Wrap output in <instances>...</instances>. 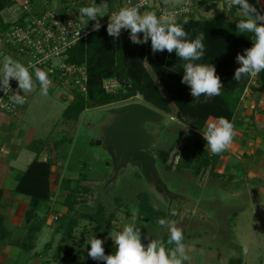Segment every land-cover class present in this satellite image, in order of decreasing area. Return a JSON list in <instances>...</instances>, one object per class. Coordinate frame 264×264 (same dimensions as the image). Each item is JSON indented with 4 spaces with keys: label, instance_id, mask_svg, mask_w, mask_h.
Here are the masks:
<instances>
[{
    "label": "rangeland",
    "instance_id": "374dc122",
    "mask_svg": "<svg viewBox=\"0 0 264 264\" xmlns=\"http://www.w3.org/2000/svg\"><path fill=\"white\" fill-rule=\"evenodd\" d=\"M13 1L15 4L1 12L5 22H15L22 18L25 8L29 13L34 11L36 13L40 12L43 6L49 7L62 3L61 0ZM66 1L74 3V1L83 0ZM33 2L37 3L35 8L32 5ZM96 3L99 5L101 0H96ZM110 6L116 7L112 4ZM211 6H213L212 2L199 3L196 6L197 17L200 15L197 13L198 9ZM135 47L139 49L138 46ZM61 61L56 58L52 60V63L57 65ZM145 67L150 71L146 64ZM36 82L34 81L35 87L30 95L23 119L33 123V126L37 128V137L43 139L41 142L55 144L56 158L52 162L62 163V173L55 171L51 186L54 196L48 204L46 222L39 225L40 229L35 234L30 252L26 256L22 255L20 258L18 256V264H72V258L77 255L75 251L87 249V244L93 235L94 222L81 219L74 229L75 241H79L82 237L83 243L80 248L70 239L61 242L62 231L55 232L58 223L54 219L65 215L67 211L62 205L65 196L60 189L62 177L78 179L83 176L86 178V181L81 182L80 185L87 191L80 195V198H84L86 206L90 208L103 190L104 195H101L97 203L100 204L105 215H114L111 224L113 229L108 237L102 240L104 243L107 239L114 242V234L119 229L123 230L126 224H135L138 195L141 193L147 196L152 205L155 203L159 209H164L167 215L169 205L145 185L135 169L130 167L122 169L115 181L107 185L106 181L113 174L112 167L108 165L109 158L106 153L96 144L98 134L95 124L91 123V126H88L89 122L100 118L99 115L103 119L106 118L108 115L105 111L109 108L132 102L144 103L142 98L136 96L123 103L89 109L84 111L77 121H65L62 111L74 95L69 90L70 88L68 89L65 84H60L61 87L54 89L48 85L47 94H44L40 82ZM117 89L118 87L114 88L113 92ZM63 93L67 94L66 102L62 101L64 100L62 95H60L61 99L58 98L59 94ZM169 116L171 115H165L166 122L158 129L160 132L163 131L161 137L167 138L169 142L153 150L167 149L171 144L176 143L167 162V165L172 164L171 169L169 171L161 169L162 179L170 191L181 194L192 202L190 209L187 205L182 206V211L176 221L172 218L175 226L180 228L184 235L183 243L189 259L183 264H264V194H259V196L252 192L253 190L255 193L264 191V187L252 188L253 185L252 187L250 184L246 186L245 182L228 180L227 174L222 172L217 177L208 175L204 180L205 176L202 178L194 176L190 168L185 165H182L180 172H177L178 153L182 146L190 141L187 136L189 129L177 120L170 122ZM149 129L152 130L153 127ZM60 139L62 142H58ZM181 163L183 164L184 161ZM213 171L217 172L215 168ZM72 183L77 182L73 180ZM77 207L80 209L79 205L75 208ZM169 208L170 213L174 214L178 210L176 205H171ZM33 220L35 221V218ZM19 221L18 219L15 221L13 229H8L9 235L6 239L9 243L18 242L20 244L21 242L20 250L23 251L26 249L25 244L30 242L29 232L35 224L32 222L29 226L26 225L25 218ZM142 225L146 226L144 222ZM167 233H169L167 227L162 228L160 232L155 228H148L147 243L154 239L161 240ZM47 244L49 247H46ZM58 247L61 248L58 249ZM19 254H21L20 251ZM80 258L81 262H85L84 264H91V262L97 264L96 260L88 254L86 258L81 255Z\"/></svg>",
    "mask_w": 264,
    "mask_h": 264
},
{
    "label": "trees",
    "instance_id": "16d2710c",
    "mask_svg": "<svg viewBox=\"0 0 264 264\" xmlns=\"http://www.w3.org/2000/svg\"><path fill=\"white\" fill-rule=\"evenodd\" d=\"M13 4H15L13 0H0V41L11 26L22 21L20 18L15 22L3 20L1 12ZM238 22L227 21L222 15L210 19L190 18L177 21L187 33V39L194 40L203 34L205 53L201 60L194 63L214 65L216 75L220 77L223 85L219 95L201 94L199 97H192L190 86L181 83L183 65L186 61L178 57L175 51L169 53L165 50L153 53L150 40L144 44H133L129 39L128 30L114 38L107 34V24L103 25L98 31L92 32L86 39L79 41L67 54V63L85 67L87 82L84 93L72 91L74 95L63 110V119L77 121L86 110L123 103L140 96L144 104L164 115H174L175 120L189 129L187 136L190 141L183 145L178 153L179 162L176 165V171L180 172L182 165H185L190 168L194 176L200 178L206 172L213 177L219 176L213 170L224 152L209 153L205 140L199 134L200 131L209 118L218 120L224 117L232 124L236 123L246 90L264 93V70L255 76V84L250 83L251 74H245L239 80L234 79L235 70L240 67L236 61L237 54L243 55L244 50L250 48L254 41L252 33L239 32ZM145 64L150 71L146 69ZM112 79L117 81L118 89L107 93L103 87V81ZM58 83L62 84V82ZM61 95L64 99L62 101H67V94ZM58 142H62L61 139ZM44 143L46 142L41 143V147ZM175 145L176 143L171 144L167 149L159 148L155 151L163 171L171 169L172 164L167 165V162ZM52 165L49 159L39 161L38 157H35L25 171L14 174L16 181L14 193L28 198V206L24 214L25 224L28 226L32 222L35 224L29 232L30 242L25 244L26 249L20 250L19 258L30 252L36 232L46 222L48 204L54 196L50 185ZM85 181L86 178L83 176L76 179V184H73V180L69 178L61 180L60 189L65 192L62 205L67 211L65 215L54 219L58 223L55 232L62 231L61 242L70 239L78 248L83 243L82 237L79 241H75L73 231L79 220L88 219L94 222L92 237L95 236L101 240L107 238L113 229L111 224L114 215H105L100 204L97 203L98 200L91 208L82 204L85 199L80 198V195L87 189L80 183ZM2 194L3 191L0 189V199ZM79 204H82L83 209L75 208ZM137 208L135 226L141 230V243L147 245L148 228H155L160 232L162 228L157 221L161 218L168 219V216L164 209H154L143 193L138 195ZM143 222L146 226L142 225ZM119 231L122 230L119 229ZM8 235L9 231L0 215V245L4 244ZM168 237L169 233L165 234L161 240L165 247L170 249L174 247V244H168ZM16 244L20 248L21 242ZM46 247H49V244ZM102 247L105 255L113 254L116 250L111 239H107ZM88 248L90 245L87 244ZM87 249L74 250L77 255L72 258L71 263L84 264L85 262H81L80 255L86 258ZM95 262L105 264V261L100 259H96Z\"/></svg>",
    "mask_w": 264,
    "mask_h": 264
},
{
    "label": "clouds",
    "instance_id": "9594fccd",
    "mask_svg": "<svg viewBox=\"0 0 264 264\" xmlns=\"http://www.w3.org/2000/svg\"><path fill=\"white\" fill-rule=\"evenodd\" d=\"M264 3V0H255V4ZM233 6L239 5L238 15L242 17L237 23L240 33H252L254 41L252 46L244 50V54H237L236 61L240 67L235 70L234 79L239 80L245 74L253 76L264 70V9H259L248 0H231ZM138 4H131L130 0L117 11L109 13L107 0H101L97 5L92 0L90 6L79 9L82 18L86 17L84 25L93 21L92 31L101 27L100 19L108 16L106 32L111 37H119L121 29L128 30L132 43L144 44L150 40L153 53L167 51L176 55L183 61V76L181 83L190 86V95L199 97L201 94L219 95L222 88L221 79L216 75L215 66L209 63H194L201 60L205 53L203 34L194 40L187 39L184 28L176 22L174 14L157 16L155 12L145 11L141 14ZM0 77V90L9 88V80L17 81L18 89L30 91L33 88L32 75L24 65L6 59L2 66ZM35 75L40 81L41 90L47 94L50 83L44 71L36 69ZM17 104H23L24 97L13 92L11 97ZM234 135L233 124L224 117L216 122L208 123L202 136L208 149L213 154L221 153L232 142ZM154 209L158 205L153 204ZM161 228L167 227L169 231L168 244L173 248H166L160 239L151 240L147 245L141 243V230L135 224L129 223L122 231L114 234L115 252L105 255L102 241L93 236L89 241L88 256L93 260L100 259L105 264H183L189 259L183 243L184 235L174 221L161 218L157 221ZM112 238V237H111Z\"/></svg>",
    "mask_w": 264,
    "mask_h": 264
},
{
    "label": "crops",
    "instance_id": "0c3cea01",
    "mask_svg": "<svg viewBox=\"0 0 264 264\" xmlns=\"http://www.w3.org/2000/svg\"><path fill=\"white\" fill-rule=\"evenodd\" d=\"M248 2L254 4L258 10L264 9V3L256 5L255 0H248ZM169 3L173 5L176 2L170 0ZM212 4L211 7L198 9L197 13H200L198 17L195 11L192 18L210 19L222 15L230 22L242 19L237 12L239 5L234 6L230 13H225L222 3L212 2ZM32 5H35V8L37 3L33 2ZM10 56V54L0 55V69H2L6 59L11 58ZM0 74H2V71H0ZM50 86L54 89L60 87V84L53 82ZM34 87L33 85V88L27 91L28 96L18 114L10 115L0 112V189L3 191L0 199V215L4 219L7 229H13L12 227L15 226L14 223L17 219L23 220L28 206V198L16 195L13 191L16 184L15 172L25 171L35 157H38L39 161H41L40 156L50 161L56 158L55 145L52 142H46L41 147L43 139L37 137V128L33 126V123L23 119ZM60 95L58 96L59 99H61ZM216 121L209 118L199 134L202 136L208 123ZM233 127V140L223 151V155L219 157L215 166L216 174L225 173L228 180L245 182L246 186L250 184V187H252L251 185H253L252 188L264 187V93L249 89L245 91L238 110L237 121L233 123ZM208 152L212 153L209 149ZM61 164L59 162L52 165L51 186L55 171L58 170L62 173ZM63 178L76 180V178L70 177H62L61 180ZM252 192L257 195L264 194L262 190L259 193H255L254 190ZM19 251L20 248L16 243H9L6 239L5 243L0 245V264H18Z\"/></svg>",
    "mask_w": 264,
    "mask_h": 264
},
{
    "label": "built area",
    "instance_id": "2783aa9c",
    "mask_svg": "<svg viewBox=\"0 0 264 264\" xmlns=\"http://www.w3.org/2000/svg\"><path fill=\"white\" fill-rule=\"evenodd\" d=\"M109 13L117 11L128 0H107ZM130 0L131 4L140 6L141 14L144 11L155 12L161 15L174 14L178 20L190 19L196 11V6L203 2H220L225 13H230L234 7L231 0ZM110 4L116 6L111 7ZM91 3L74 1V3H57L49 7H42L40 12L29 13L24 9L22 21L9 28L0 41V55L10 54L11 60L28 68L32 81H39L35 75L36 69L44 71L50 84L62 82L71 91L84 93L87 75L84 66H77L66 62L68 52L81 40L86 39L92 32L93 21L84 25L86 17L82 18L79 9L90 6ZM32 12V11H31ZM20 21V20H19ZM101 27L108 23V16L100 19ZM126 29H121L120 34ZM62 61L54 65L53 59ZM256 76V75H255ZM255 76L251 75L250 83L255 84ZM2 77V74H0ZM40 82V81H39ZM119 85L115 80L103 81L107 93H112ZM13 92L24 97L23 104H17L11 99ZM28 96L27 91L18 89L17 81L9 80V88L0 90V112L16 115L24 105Z\"/></svg>",
    "mask_w": 264,
    "mask_h": 264
},
{
    "label": "water",
    "instance_id": "95a60500",
    "mask_svg": "<svg viewBox=\"0 0 264 264\" xmlns=\"http://www.w3.org/2000/svg\"><path fill=\"white\" fill-rule=\"evenodd\" d=\"M105 113L108 115L106 118L103 119L99 115L100 118L89 122L88 126L90 127L91 123L95 124L98 134L96 144L106 153L109 158L108 165L112 167L113 174L106 181L107 185L115 181L122 169L127 167L135 169L152 192H155L169 207L171 205L178 207L175 214L170 213V208H167L168 219L173 218L176 221L182 206L187 205L190 209L192 202L189 198L170 191L162 179L161 167L154 150L169 142L167 138L161 137L163 131L158 130L166 122L165 115L140 102L114 106ZM169 120L175 121V116H169ZM150 127L153 129L150 130ZM40 160L46 161L42 156ZM204 176L205 180L208 172ZM101 195H104L103 190Z\"/></svg>",
    "mask_w": 264,
    "mask_h": 264
},
{
    "label": "flooded vegetation",
    "instance_id": "af4514ba",
    "mask_svg": "<svg viewBox=\"0 0 264 264\" xmlns=\"http://www.w3.org/2000/svg\"><path fill=\"white\" fill-rule=\"evenodd\" d=\"M82 199H84V198H82ZM95 202H97V201H95ZM95 202H94V203H95ZM82 204H85V206H86V201H85V202H82ZM82 204H79V206H80L79 208H81ZM77 208H78V207H77Z\"/></svg>",
    "mask_w": 264,
    "mask_h": 264
}]
</instances>
